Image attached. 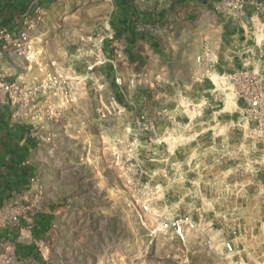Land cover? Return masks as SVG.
Masks as SVG:
<instances>
[{
	"label": "rangeland",
	"instance_id": "obj_1",
	"mask_svg": "<svg viewBox=\"0 0 264 264\" xmlns=\"http://www.w3.org/2000/svg\"><path fill=\"white\" fill-rule=\"evenodd\" d=\"M125 1L34 0L0 29V111L36 146L0 229L49 216L39 260L2 240L0 264H264V115L217 73L174 90L107 56Z\"/></svg>",
	"mask_w": 264,
	"mask_h": 264
},
{
	"label": "crops",
	"instance_id": "obj_2",
	"mask_svg": "<svg viewBox=\"0 0 264 264\" xmlns=\"http://www.w3.org/2000/svg\"><path fill=\"white\" fill-rule=\"evenodd\" d=\"M6 1L0 0V13ZM25 1L24 12L32 11L34 0ZM17 2L10 0L8 8H15ZM226 3L227 0L125 1L117 14L113 36L103 43L105 53L108 56L112 47H118L125 62L139 63L142 71L151 74L155 87L168 85L174 90L192 86L208 67L213 74L233 73L240 69L244 56H249L247 49L252 47L257 55L258 48L251 40V8L241 18H234L228 14ZM4 27L7 26L0 14V29ZM261 48L264 50V43ZM205 52V60L199 62L197 57ZM3 115L0 111V206L15 189L6 190L3 184L5 180L10 185L16 183L13 169L24 170L29 181L32 169L28 158L36 148L31 126ZM48 224L47 214L37 215L30 222L0 229V241L14 243L9 247L13 258L37 261L36 244Z\"/></svg>",
	"mask_w": 264,
	"mask_h": 264
},
{
	"label": "built area",
	"instance_id": "obj_3",
	"mask_svg": "<svg viewBox=\"0 0 264 264\" xmlns=\"http://www.w3.org/2000/svg\"><path fill=\"white\" fill-rule=\"evenodd\" d=\"M226 7L228 9V14L234 18H241L246 14V9L248 7L251 8V40L258 48V54L255 55V53L252 52V47H250V49L248 48L247 53H249V56H247V54L244 56L245 59L240 69L233 73H222L219 77L239 84V88L235 92L237 94L243 92L248 110L254 112V117H258L261 121L260 118L264 115V50L261 48L264 43V0H227ZM2 32L3 30L0 31V33ZM207 54L208 52H205L204 56L199 55L197 60L203 62ZM209 69L210 67H208L207 73H210ZM130 83L133 84L134 79H131ZM13 90V86L0 84V105L9 100L5 99L6 96L10 98L11 102L14 103L16 101L14 98L16 92L13 94ZM224 247L228 251L233 250L230 242L225 243Z\"/></svg>",
	"mask_w": 264,
	"mask_h": 264
},
{
	"label": "trees",
	"instance_id": "obj_4",
	"mask_svg": "<svg viewBox=\"0 0 264 264\" xmlns=\"http://www.w3.org/2000/svg\"><path fill=\"white\" fill-rule=\"evenodd\" d=\"M8 2H10V0H7L4 3V6L2 8V12L0 14H1V17L3 19L4 25L11 28L12 25L14 24V17L18 16L24 12V9L26 7V1L25 0H18L15 8H13V9L8 8ZM13 171L15 172L14 175H15L16 183H14L13 185H10L8 180H5L3 184H4V187L6 190L11 189V187H16L17 185H19L22 182L25 183L28 180V175L25 173L24 170L13 169Z\"/></svg>",
	"mask_w": 264,
	"mask_h": 264
}]
</instances>
